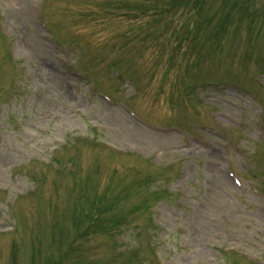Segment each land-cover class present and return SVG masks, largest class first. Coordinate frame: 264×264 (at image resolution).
Returning a JSON list of instances; mask_svg holds the SVG:
<instances>
[{
    "label": "rangeland",
    "instance_id": "1",
    "mask_svg": "<svg viewBox=\"0 0 264 264\" xmlns=\"http://www.w3.org/2000/svg\"><path fill=\"white\" fill-rule=\"evenodd\" d=\"M0 33V264H264V0H0Z\"/></svg>",
    "mask_w": 264,
    "mask_h": 264
}]
</instances>
